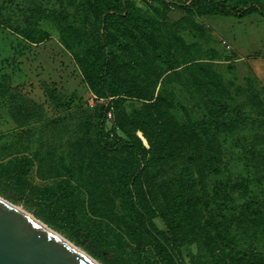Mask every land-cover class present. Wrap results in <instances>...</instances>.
<instances>
[{"label":"rangeland","instance_id":"1","mask_svg":"<svg viewBox=\"0 0 264 264\" xmlns=\"http://www.w3.org/2000/svg\"><path fill=\"white\" fill-rule=\"evenodd\" d=\"M126 1L130 15L108 25L104 50L99 28L116 0H0V79L8 76L0 80V197L99 264L87 250L92 244L132 264H174L133 205L140 175L139 201L177 264H209L211 250L214 264H264L263 89L216 36V15ZM211 73L220 84L209 82ZM103 108L110 138L136 130L147 150L150 115L176 142L171 155L143 172L135 155L100 150ZM237 176H248L245 186ZM174 182L185 194L187 223L178 231L166 219L175 210ZM254 199L260 205L240 208ZM190 226L202 238L177 250Z\"/></svg>","mask_w":264,"mask_h":264},{"label":"trees","instance_id":"2","mask_svg":"<svg viewBox=\"0 0 264 264\" xmlns=\"http://www.w3.org/2000/svg\"><path fill=\"white\" fill-rule=\"evenodd\" d=\"M156 1L162 4L168 3L170 5L187 7L192 11L197 10L202 13L203 11H205V13L213 14L216 16H233L237 18H244L254 12H259L261 15L264 16V6L261 4L260 0H191L190 3H183V4L177 0H156ZM130 10L131 7L130 5H128L126 0H116L115 4L104 12V15L102 17V22L99 28V37L103 44L104 50H109V43L106 39V34L108 33V25L111 22H113L114 19L117 18L123 19L128 17L130 15ZM38 41H41V38ZM87 50L85 53L83 52L85 54V57H88L89 49ZM75 56H76V62L79 64V66L83 69L85 75L88 77L89 74L87 73L86 70V64L83 62L84 60L78 57L77 53L75 54ZM103 60L104 61L102 64L103 72H102L101 82L105 92L104 97L108 98L114 96V91L111 89L112 82L109 77V72L112 70L111 58L107 53H105V56H103ZM7 78L8 76L4 75V77H2L1 79H7ZM218 79L219 78L215 73H211L209 82H211L213 85L220 84ZM106 116H107V109L103 108L96 129V143L100 150L107 153H118V154L129 153L135 155V157L140 163L139 169L143 167L142 169L143 172L146 171L145 167L151 166L150 164L153 163L156 158H164L166 156L171 155L170 153L171 148L174 149V145H176V142L173 141V138L171 136H166V134L159 128V122L154 121V119L150 115H147V118L149 119L150 122H152L151 126L155 128L150 132L147 130L149 135L145 131L146 139L148 140V143L150 145L149 150L143 147L140 139L136 135L137 132L136 130L133 131V133L135 134L130 135V137L127 139L118 138V137L110 138L109 133L108 132L106 133V129H105ZM143 122L144 121L142 120L138 121V123L140 124H142ZM164 150H166V152ZM151 151L152 153H149ZM149 154L150 156H148ZM228 169L225 170V174L227 175L228 178L231 179L235 175L233 174L231 168L228 167ZM139 178L140 175H138L137 177H133L134 190L133 189L131 190V195L133 197V205L137 209L140 216L142 217L144 221L145 229L156 239V241L160 245H163V247L165 246L168 256L171 257L170 259H172V262L174 264H177L178 262L177 256L173 253V251L169 248V246L166 245L165 240L159 234H156L154 232V229L152 228L149 222V211L139 201V192L136 189V185L138 183ZM239 179H241L242 181L241 186H245L246 183L248 182V176H241V177L237 176V179L235 180L240 182ZM176 180L174 179L172 181H176ZM172 184L178 185L175 188V191L172 193L175 210H173V212L166 215V219L169 226L173 230L178 231L181 226H185L187 223L186 219L181 215L182 213L181 199H183L185 202V194L183 193L182 187L179 185V182L177 183L174 182ZM232 189L233 187H231V190ZM244 189L246 191L248 190L247 187H245ZM244 196L246 195L244 194ZM49 200L51 201L52 199L48 198L45 200V202H48ZM54 204L59 205V203L57 202H55ZM257 205H260V202L257 199H254L253 201H246L245 203H243V205L240 208H246L248 210H252L253 206L255 208V206ZM227 208L228 207L226 206V209ZM55 225L58 228H61L58 225V222H56ZM191 229L192 226H190L189 229L185 232V238L181 244H177V250H179L180 247H182L186 242H188L189 238H191L194 242H196L198 241V237H201V235L194 234ZM66 232L69 233L68 230H66ZM69 234L70 236H72V239H74L77 245L79 244L81 245L80 240L75 236H73V233H69ZM201 249H203V247H201ZM87 250L94 258L102 261L104 264H132L131 261L119 259L116 255L109 254L105 249H103V247L99 246V244H96L94 246L92 244L91 247H87ZM210 254H211V259L209 261V264H214L213 257H215V252L211 250Z\"/></svg>","mask_w":264,"mask_h":264},{"label":"water","instance_id":"3","mask_svg":"<svg viewBox=\"0 0 264 264\" xmlns=\"http://www.w3.org/2000/svg\"><path fill=\"white\" fill-rule=\"evenodd\" d=\"M70 244L73 245L0 197V264H93Z\"/></svg>","mask_w":264,"mask_h":264},{"label":"crops","instance_id":"4","mask_svg":"<svg viewBox=\"0 0 264 264\" xmlns=\"http://www.w3.org/2000/svg\"><path fill=\"white\" fill-rule=\"evenodd\" d=\"M264 6V0H260ZM216 16L210 24L235 63L246 68L264 91V16L259 12L244 18Z\"/></svg>","mask_w":264,"mask_h":264},{"label":"bare ground","instance_id":"5","mask_svg":"<svg viewBox=\"0 0 264 264\" xmlns=\"http://www.w3.org/2000/svg\"><path fill=\"white\" fill-rule=\"evenodd\" d=\"M63 241H64V239H63ZM69 246H72V248H74L79 254H81L82 257H84L88 261L92 262L93 264H99L96 260L92 259L88 254H86V252L81 251L82 249L81 250L77 249L74 245H71V244Z\"/></svg>","mask_w":264,"mask_h":264},{"label":"built area","instance_id":"6","mask_svg":"<svg viewBox=\"0 0 264 264\" xmlns=\"http://www.w3.org/2000/svg\"><path fill=\"white\" fill-rule=\"evenodd\" d=\"M183 3H190L191 0H181Z\"/></svg>","mask_w":264,"mask_h":264}]
</instances>
